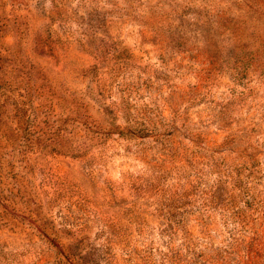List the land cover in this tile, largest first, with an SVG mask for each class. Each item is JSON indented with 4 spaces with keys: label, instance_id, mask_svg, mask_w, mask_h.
I'll use <instances>...</instances> for the list:
<instances>
[{
    "label": "rangeland",
    "instance_id": "rangeland-1",
    "mask_svg": "<svg viewBox=\"0 0 264 264\" xmlns=\"http://www.w3.org/2000/svg\"><path fill=\"white\" fill-rule=\"evenodd\" d=\"M0 264H264V0H0Z\"/></svg>",
    "mask_w": 264,
    "mask_h": 264
}]
</instances>
